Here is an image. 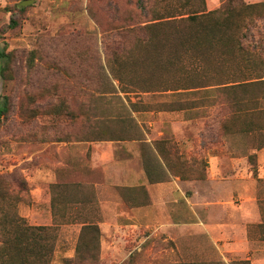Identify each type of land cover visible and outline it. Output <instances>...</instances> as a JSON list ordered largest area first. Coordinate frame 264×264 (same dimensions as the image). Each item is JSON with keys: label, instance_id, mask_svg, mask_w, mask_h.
Returning <instances> with one entry per match:
<instances>
[{"label": "rangeland", "instance_id": "rangeland-1", "mask_svg": "<svg viewBox=\"0 0 264 264\" xmlns=\"http://www.w3.org/2000/svg\"><path fill=\"white\" fill-rule=\"evenodd\" d=\"M21 1L0 0V51L9 56L0 60V105L7 102V111L0 115V188L8 194L0 199V264L6 248L14 245L3 224L8 226L15 214L24 225L58 224L51 264H264L258 227L264 220V141L258 135H252L254 140L244 132H229L263 124L264 110L250 112V102L248 111L235 119L223 95L202 90L122 92L110 64L115 52L122 56L131 47L132 62L140 61L139 32L121 27L147 17L141 0H34L19 7ZM206 1L208 9L221 4ZM255 35L264 44V26ZM120 65L116 68L124 70ZM257 105L264 108V98ZM133 119L140 135L133 134ZM93 130L125 139L80 140ZM143 140L159 142L155 151H163L175 169L169 180L150 183ZM86 141H112L116 157L123 148L140 151L145 183L117 186L110 181L97 188L104 175L90 162ZM213 156L223 167L217 187L229 190L225 207L214 214L223 223L216 233L199 222L184 224L195 217L186 199L152 201L158 183H165L170 197L180 187L202 189ZM108 198L107 210L118 211L113 220L105 218L101 206L100 199ZM148 199L145 205H132ZM84 221L98 224L100 249L83 252L87 259L81 261L77 245ZM227 223L231 225L225 227ZM36 238L40 246L41 238ZM84 238L92 244L98 239L92 234ZM10 263L18 264V259Z\"/></svg>", "mask_w": 264, "mask_h": 264}, {"label": "trees", "instance_id": "trees-1", "mask_svg": "<svg viewBox=\"0 0 264 264\" xmlns=\"http://www.w3.org/2000/svg\"><path fill=\"white\" fill-rule=\"evenodd\" d=\"M148 2L141 0L140 4L141 12L147 16L144 20L136 23L127 21L121 27L125 32H139L137 44L141 48L139 60L142 64L138 60L132 62L133 47L126 49L122 56H117L115 52L112 57L111 74L118 81L122 92L178 93L202 90L215 96L223 95L226 97L224 103L231 109L235 119L240 113L248 111L247 103L250 102L253 103L250 112L264 110L257 105L264 98V44L255 39V33L264 26V1L221 0L220 6L215 9H208L206 0ZM3 58L9 60L8 53L0 51V60ZM116 65L122 66L124 70L117 69ZM6 111L5 101L0 105V115ZM55 113H59V110ZM133 122V134L140 135L141 127ZM229 132L258 135L264 141V123L253 122V126L246 130ZM92 133L80 140L125 139L123 135L108 130H93ZM106 133L113 136L109 138ZM158 143L154 141L151 144L143 140L149 154V158L144 160V167L150 183L169 180L175 174L164 152L155 151ZM6 191V188H0L1 200L8 197ZM87 201L84 199L83 202ZM147 203L149 199L144 202L133 201L132 205ZM2 216L9 217L6 211H2ZM22 222L23 219L15 214L7 223L8 226L3 224L6 235L12 234L14 237L10 239L14 240V245L5 250L3 264H11L16 259L18 264H51L58 224L29 226ZM258 227L262 228L264 240V220ZM35 233H39L37 236L41 238L40 246L35 245ZM87 234H92L93 239L98 237L97 243L85 240ZM99 236L97 223L83 222L77 245L81 261L87 259L83 252L100 249ZM241 262L249 264L248 260Z\"/></svg>", "mask_w": 264, "mask_h": 264}, {"label": "crops", "instance_id": "crops-1", "mask_svg": "<svg viewBox=\"0 0 264 264\" xmlns=\"http://www.w3.org/2000/svg\"><path fill=\"white\" fill-rule=\"evenodd\" d=\"M80 143V145H83L84 142L81 141ZM86 143H88L87 151L91 149V155L89 159L90 162L93 163V167H101L104 175L103 183H95L97 188L99 186H106L107 184L104 183H111L110 181L115 183L117 186H136L138 184L145 183L144 179L146 176L143 172L140 151H137L136 149L132 150L131 148L125 150V148H123L124 152L122 151L123 153L121 157H116L115 146H113L112 141L96 143L86 141ZM74 153L76 154V152ZM209 162L212 163L213 166L211 169H209L207 178L202 179L204 180V187L202 189H196L191 186L189 191H187L186 188L180 187L179 190L176 189L173 192L174 196L172 195V197H170L171 194L169 192H165L164 190L165 183H158V186H155L154 188L155 192L152 191V201L153 204H155L156 202L160 203L159 198L166 200V202H169L171 199H180L179 201L186 199L188 208L190 207L189 210H193L195 217H193L194 220H191V218L188 219V221H185L184 224H198L199 222L202 223L203 226L208 230L214 229V232L216 233V229L220 230L223 227V223H218L214 217V214L216 213L217 209H221L224 205L223 199L228 196L229 190H220L217 187L221 176H223V167L219 163V160H217V156H213ZM78 170L79 169L74 168V173H77V175L80 173ZM80 176L86 177L85 174H80ZM83 179L88 180L87 178ZM175 182L177 183V181ZM191 183V181H182V184L185 186L192 185ZM101 193H104L103 189ZM100 200L101 206L104 207V210L106 209L104 212V215L106 216L105 218H108L107 216H109V220H113L118 216L117 210H107L111 208L109 204H107L111 202L109 198ZM229 222L233 223V220L229 219ZM231 223L225 224V227L231 225ZM104 224L105 221L100 223L101 226Z\"/></svg>", "mask_w": 264, "mask_h": 264}, {"label": "water", "instance_id": "water-1", "mask_svg": "<svg viewBox=\"0 0 264 264\" xmlns=\"http://www.w3.org/2000/svg\"><path fill=\"white\" fill-rule=\"evenodd\" d=\"M34 0H22L20 3H19V7H24V6H27L31 3H33Z\"/></svg>", "mask_w": 264, "mask_h": 264}]
</instances>
